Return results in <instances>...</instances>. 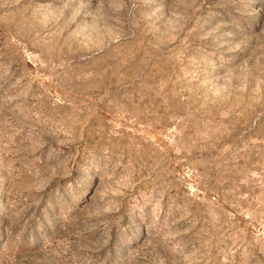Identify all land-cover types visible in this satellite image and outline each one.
<instances>
[{
	"label": "rangeland",
	"instance_id": "obj_1",
	"mask_svg": "<svg viewBox=\"0 0 264 264\" xmlns=\"http://www.w3.org/2000/svg\"><path fill=\"white\" fill-rule=\"evenodd\" d=\"M0 264H264V0H0Z\"/></svg>",
	"mask_w": 264,
	"mask_h": 264
}]
</instances>
